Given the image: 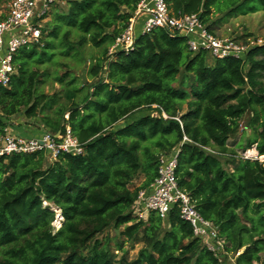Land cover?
Segmentation results:
<instances>
[{"label":"trees","instance_id":"obj_1","mask_svg":"<svg viewBox=\"0 0 264 264\" xmlns=\"http://www.w3.org/2000/svg\"><path fill=\"white\" fill-rule=\"evenodd\" d=\"M137 2L53 3L41 17L49 20L40 42L13 53V72L0 84V135L18 117L19 125L52 133L68 126L83 152L0 157V264H264V163L228 146L245 122L240 150L256 143L264 155V43L243 57L213 58L154 28L128 51L108 54ZM166 3L173 15L197 14L211 32L223 20L264 11V0ZM87 45L99 54H86ZM74 65H82L85 79ZM49 79L59 88L41 91ZM175 147L178 186L223 239V259L176 208L146 220L133 212L159 156ZM228 163L231 169L223 167ZM50 204L62 216L56 230ZM129 241L142 243L134 258L124 248Z\"/></svg>","mask_w":264,"mask_h":264},{"label":"built area","instance_id":"obj_2","mask_svg":"<svg viewBox=\"0 0 264 264\" xmlns=\"http://www.w3.org/2000/svg\"><path fill=\"white\" fill-rule=\"evenodd\" d=\"M60 1H8L5 16L0 20L1 85L7 84L13 72V53L19 47L40 42L41 22L44 20L41 17L49 10L51 4ZM138 18H141L142 22L136 30ZM154 28H163L171 35L185 37L191 52L205 50L213 58L243 57L249 48L259 45L249 38L243 42L232 36H218L207 29L197 14L173 15L166 0H138L126 27L114 38L108 54L119 50L128 51L139 34L149 33ZM162 115L166 117L164 113ZM243 129L240 124V131ZM205 149L216 153L207 147ZM39 150L45 151L49 159H55L62 153L80 154L83 152V145L72 135L68 126L62 132L42 130L38 135L28 137L13 133L8 125L0 135V157L14 152L30 153ZM178 151L179 148L175 147L168 154L159 156L157 174L147 188L138 192L132 205L133 212L137 218L146 220L152 211L165 218L176 208L179 217L190 225L192 234L221 259L226 253L223 239L218 237L214 225L199 214L189 194L178 186L175 177ZM237 155L244 160L264 163V155L259 154L256 143L238 150Z\"/></svg>","mask_w":264,"mask_h":264},{"label":"rangeland","instance_id":"obj_3","mask_svg":"<svg viewBox=\"0 0 264 264\" xmlns=\"http://www.w3.org/2000/svg\"><path fill=\"white\" fill-rule=\"evenodd\" d=\"M8 0H0V14H3L6 11V5H7ZM63 4V3H61ZM216 17V16H214ZM49 20V17L44 18V20L41 22L42 25L45 24V22H47ZM221 24L219 25V28H217L216 30L219 29V31H216V35L218 36H235L236 38H238L239 40L245 42L246 38H249L250 40H254L255 42H257V44H263L264 43V11H259L258 13H254V14H248V15H243V16H236V17H232L230 19L227 20H223L220 22ZM214 30V29H213ZM212 30V32H213ZM86 49V54L91 52L93 53L95 56H97L100 52V49L98 48H92L89 45H87L85 47ZM209 60H211L210 56H209ZM66 61V60H65ZM89 60H86L85 62V66H87L89 64L88 62ZM66 62H68L69 64H73L74 61L72 60H67ZM211 62V61H209ZM73 69H76L77 73H80L82 75V78L85 79L86 78V73H85V69L82 67V65H74L72 66ZM264 80V79H263ZM59 88V84L56 82H52L51 79L48 80V82L41 87V91H45V92H52L53 89H58ZM242 127H244L245 122L241 123ZM246 130V129H245ZM243 143V137L242 134L239 132L229 138L228 140V146L231 147L233 150L237 151L240 150V147L238 146L239 144ZM229 154L225 157H228ZM227 158H221L222 161H224ZM223 167L226 169H231L232 165L230 163L228 164H223ZM143 180V178H138L134 181V185L137 186L140 184V182ZM44 204H46L44 202ZM50 209H52L54 211V219L52 221V226L54 228V230L58 229L61 226L62 223V216L60 213V210L56 207H54L53 205H49ZM116 233L118 232L117 230L115 231ZM108 234H112L113 233V228H109L107 230ZM142 243L141 242H133V241H129L126 242L124 244V248L125 250H127V254H128V258H134L137 251L139 250V248H141ZM116 254L119 256L120 252L116 251ZM227 260L230 262L234 261V258L231 254H227L226 255ZM225 257V256H223ZM222 257V259H223Z\"/></svg>","mask_w":264,"mask_h":264},{"label":"crops","instance_id":"obj_4","mask_svg":"<svg viewBox=\"0 0 264 264\" xmlns=\"http://www.w3.org/2000/svg\"><path fill=\"white\" fill-rule=\"evenodd\" d=\"M7 4H8V2H7ZM6 10H7V5H6ZM5 12L3 14H0V20H2L4 18ZM256 13H258V12H256ZM240 16H242V15H240ZM141 22H142L141 18H138V20L136 21V23H137L136 30L140 27ZM220 24L221 23L219 22V23H217V24H215V25L212 26V30L214 29L213 30V33H216L215 30L217 28L221 29L219 27ZM219 29L216 30V31H219ZM233 37H235V36H233ZM17 120L14 121L15 122V125H9L10 130L13 133H15V134H18V135H21V136H26L27 135L29 137V136H36V135H38L42 131L41 128L38 127V126L37 127L36 126L34 127V126H31V125H24V124L19 125V123L22 121V118H19L18 117ZM245 132H246V134H248V130L247 129L245 130Z\"/></svg>","mask_w":264,"mask_h":264}]
</instances>
